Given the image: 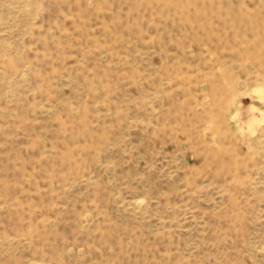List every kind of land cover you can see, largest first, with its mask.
<instances>
[{"label":"rangeland","instance_id":"obj_1","mask_svg":"<svg viewBox=\"0 0 264 264\" xmlns=\"http://www.w3.org/2000/svg\"><path fill=\"white\" fill-rule=\"evenodd\" d=\"M0 264H264V0H0Z\"/></svg>","mask_w":264,"mask_h":264}]
</instances>
